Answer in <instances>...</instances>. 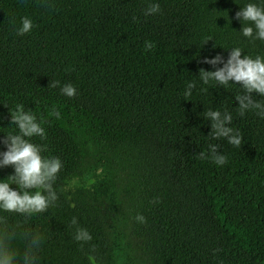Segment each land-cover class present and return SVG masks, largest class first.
Segmentation results:
<instances>
[{
    "label": "trees",
    "instance_id": "obj_1",
    "mask_svg": "<svg viewBox=\"0 0 264 264\" xmlns=\"http://www.w3.org/2000/svg\"><path fill=\"white\" fill-rule=\"evenodd\" d=\"M249 2L264 7V0H50L51 7L0 0V141L17 131L10 112L23 105L47 133L31 142L63 164L57 206L29 222L47 237L41 264H264V119L238 114L239 85L199 77L200 69L223 67L205 57L226 62L236 47L264 56V41L244 37L235 18ZM150 3L158 14L145 15ZM23 17L33 28L18 36ZM146 41L155 47L145 51ZM53 80L72 84L76 96L49 87ZM189 82L196 87L186 100ZM210 109L231 113L240 148L210 138ZM210 143L227 157L223 166L198 158ZM13 173L0 168V180ZM80 178L85 183L66 191ZM73 217L92 236L83 247Z\"/></svg>",
    "mask_w": 264,
    "mask_h": 264
},
{
    "label": "clouds",
    "instance_id": "obj_2",
    "mask_svg": "<svg viewBox=\"0 0 264 264\" xmlns=\"http://www.w3.org/2000/svg\"><path fill=\"white\" fill-rule=\"evenodd\" d=\"M43 7H51L50 0H40ZM160 12L158 3H150L145 9V15H155ZM235 18L242 23L241 33L250 40L264 41V7L249 2L236 12ZM33 22L28 17L21 19V26L17 28V35L24 36L32 31ZM155 45L145 42V51H150ZM202 63L215 67L223 64V67L215 71L199 70L200 80L204 85L215 82L217 86L224 88L229 84L239 85L240 92L235 96L239 102L238 114L243 117L248 112L264 119V99H255L254 94L264 98V56L255 57L243 54L241 48L231 49L226 62L221 55L209 59L205 57ZM49 87H60V81L53 80ZM195 82H189L184 92L187 100ZM61 94L69 98L76 96V88L72 84L60 87ZM51 116L60 118L58 110L53 109ZM205 119L211 121V139H227L228 143L240 148L242 136L230 125L231 113L219 110H208ZM12 125L17 131L10 133L0 141L7 150L0 152V168L12 167L14 173L6 179L0 180V264H41V252L47 239L45 233L38 228L30 226L32 217L48 213L51 208L57 206L59 195L54 187L58 175L63 167L59 157H45L46 144L31 142L32 138L39 137L41 141L47 140V133L42 122L30 110H25L23 105H17L10 112ZM198 158L210 159L218 166L227 163V157L218 152V145L209 144L208 153L200 152ZM12 185H15L14 189ZM152 203H159L155 199ZM11 217L19 219L13 221ZM135 220L146 223V218L137 214ZM71 226L75 229L73 239L80 243L81 247L92 240L87 229L78 225L77 219L72 218ZM18 243L23 244L21 250ZM94 247V246H93ZM220 251L219 249L215 250Z\"/></svg>",
    "mask_w": 264,
    "mask_h": 264
},
{
    "label": "rangeland",
    "instance_id": "obj_3",
    "mask_svg": "<svg viewBox=\"0 0 264 264\" xmlns=\"http://www.w3.org/2000/svg\"><path fill=\"white\" fill-rule=\"evenodd\" d=\"M81 182L85 183V179L84 178H80L78 180L73 179L70 180L66 185H65V189L66 191H70L71 189H73L74 186L80 184Z\"/></svg>",
    "mask_w": 264,
    "mask_h": 264
}]
</instances>
